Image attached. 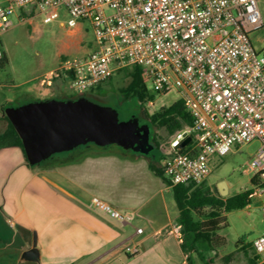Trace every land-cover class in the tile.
Wrapping results in <instances>:
<instances>
[{"label": "built area", "instance_id": "obj_1", "mask_svg": "<svg viewBox=\"0 0 264 264\" xmlns=\"http://www.w3.org/2000/svg\"><path fill=\"white\" fill-rule=\"evenodd\" d=\"M27 6L44 23L58 19L65 8L70 26L79 18L93 25L95 47L64 60L47 77H64L83 91L139 65L152 90L173 91L183 101L191 121L169 140L163 168L170 185L204 181L211 157L254 139L260 146L244 171L264 182V54L249 37L263 25L258 0H6L0 2V34L13 26L16 9ZM256 189L264 193V186ZM91 204L122 221L135 215L97 195ZM253 248L264 262V235Z\"/></svg>", "mask_w": 264, "mask_h": 264}, {"label": "crops", "instance_id": "obj_2", "mask_svg": "<svg viewBox=\"0 0 264 264\" xmlns=\"http://www.w3.org/2000/svg\"><path fill=\"white\" fill-rule=\"evenodd\" d=\"M37 16L27 6L12 17L35 24ZM64 82V77H40L27 87L31 99L26 102L55 98L64 92ZM2 98L13 105L11 95ZM5 102L0 104V134L8 127ZM160 147L159 160L88 145L55 155L53 163L36 164L26 161L18 146L1 147L0 264H192L174 185L150 168L152 162L163 167L169 156V144ZM94 195L133 211L134 218H112L91 204Z\"/></svg>", "mask_w": 264, "mask_h": 264}, {"label": "rangeland", "instance_id": "obj_3", "mask_svg": "<svg viewBox=\"0 0 264 264\" xmlns=\"http://www.w3.org/2000/svg\"><path fill=\"white\" fill-rule=\"evenodd\" d=\"M0 2L3 3V0ZM258 6L263 25L250 31L249 37L259 54H264V0H258ZM59 13V18L49 23H44L40 15L35 18V24L13 19V26L0 35V52H5L8 58L6 66L0 67V104L5 102L2 97L7 95L14 98L10 103L13 105L30 100L31 96L26 94L28 86L35 84L40 77L47 76L49 70H54L64 60L79 58L95 47L94 29L89 19L79 18L75 25L70 26L67 22L70 17L67 10L61 8ZM111 77L100 86L96 85L83 91L75 90L65 78L64 92L56 95L55 98L85 97L99 105L117 108L123 120L133 115L140 116L143 107L152 113L178 99L173 91L163 94L155 92L151 88V83L146 81L149 92L153 95L154 104L150 106L147 100L144 101L143 106L136 98L126 97L121 91L130 80L127 72L117 71ZM24 80L27 81L23 83ZM142 122L149 124L150 140L153 144H155L153 138L164 146L169 144L172 132H169L166 126L158 124L153 126L145 118ZM259 146L260 141L254 139L248 143L233 144L232 149L224 155H214L210 159L211 173L207 179L195 186L203 185L219 193L217 184L225 180L228 184V193L223 196L251 188L250 179L253 172L246 173L244 167ZM110 147L119 148L117 145ZM151 155L159 160L163 155L161 148L155 145ZM263 207L264 193L260 194L256 189L247 206L227 211L226 225L216 230L219 241L217 244L208 245L202 240L194 247L189 243L186 244L192 264H206L208 258H212L214 264L259 263L261 256L253 248V241L264 235Z\"/></svg>", "mask_w": 264, "mask_h": 264}, {"label": "water", "instance_id": "obj_4", "mask_svg": "<svg viewBox=\"0 0 264 264\" xmlns=\"http://www.w3.org/2000/svg\"><path fill=\"white\" fill-rule=\"evenodd\" d=\"M5 113L19 134L31 164L91 144L117 145L145 154L154 148L150 126L141 117L133 115L123 120L117 108L99 105L85 97L8 105ZM217 188L222 196L228 193L225 180L219 181Z\"/></svg>", "mask_w": 264, "mask_h": 264}, {"label": "trees", "instance_id": "obj_5", "mask_svg": "<svg viewBox=\"0 0 264 264\" xmlns=\"http://www.w3.org/2000/svg\"><path fill=\"white\" fill-rule=\"evenodd\" d=\"M7 63L8 58L5 52H0V67L3 68ZM122 71L127 72L130 76L129 83L121 89L124 96L136 98L141 102V105H143L144 101L153 98V95L149 92L147 87V78L141 66H128L119 70V72ZM111 78L112 77H109L107 80ZM100 85L101 83L98 84L97 87ZM141 114L153 126L155 124L164 125L169 132H173L176 129L181 128L184 123H189L191 121L189 112L183 101L179 98L172 104L162 106L159 110H154L152 113H149L148 110L143 107L141 109ZM5 117L8 120V127L0 134V148L4 146H18L22 149L26 161H28L19 134L8 116L6 115ZM153 140L155 144L150 140L153 146L155 147V145H158L160 147V143L155 138H153ZM91 147L106 149L107 146L99 147L91 144ZM118 147L120 150L125 151V148ZM54 159L55 156H52L44 161L53 163ZM150 168L155 174L161 176L166 183H170L163 167L152 162L150 163ZM250 181L252 184L251 188L244 189L228 196H222L218 192L215 193L203 185L195 186L194 183H179L174 185L173 191L179 209L178 221L181 225L184 236V247H186V244L188 243L190 246L194 247V245L201 240L208 245L217 244L219 241L216 237V230H218L220 226L226 225L225 213L232 209H240L247 206L250 203L251 197L254 195L256 188L264 186V182H261L257 175L252 176ZM206 264H214L213 259L208 258ZM254 264H264V262H255Z\"/></svg>", "mask_w": 264, "mask_h": 264}, {"label": "flooded vegetation", "instance_id": "obj_6", "mask_svg": "<svg viewBox=\"0 0 264 264\" xmlns=\"http://www.w3.org/2000/svg\"><path fill=\"white\" fill-rule=\"evenodd\" d=\"M139 117H141L142 119L144 118L143 116H142V114L140 113V116Z\"/></svg>", "mask_w": 264, "mask_h": 264}]
</instances>
